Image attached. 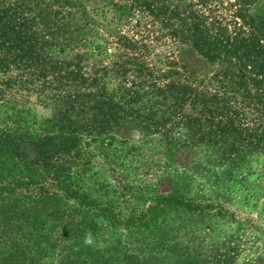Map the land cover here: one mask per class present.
I'll return each instance as SVG.
<instances>
[{"label":"trees","instance_id":"16d2710c","mask_svg":"<svg viewBox=\"0 0 264 264\" xmlns=\"http://www.w3.org/2000/svg\"><path fill=\"white\" fill-rule=\"evenodd\" d=\"M25 2H0V67L7 72L0 78V89L38 86L43 99L35 102L30 111L39 106L54 110L34 129L38 115L23 119V127L29 129L19 136L28 135V139L14 135L21 129V119L13 130L0 127V264H40L44 256L58 247L60 238L66 240L62 250L65 264L234 263L235 258L220 251L223 245H208L201 237L189 243L179 239L195 230L185 216L179 217L180 226L175 224L173 218L180 215L169 216L173 211H200V223L208 227H214L216 221L210 212L212 203L189 197L184 190L190 184L182 169L181 175L173 176L176 179L172 190L155 195L142 193L146 197L140 193L139 201H150L144 209L131 210L123 218L111 205H103L97 197L83 191L78 180H73L71 168L87 158L84 171L92 167V156L86 147L90 145L92 125L116 127L123 116L135 115L144 119L148 131L160 133L162 129L165 133L163 150L168 166L178 167L175 152L193 148L195 144H188L191 140L198 138L197 142L207 144L206 152L212 156L207 162L226 172L210 181L217 194L224 196L226 187L230 190L243 172L250 176L257 161L254 156L264 150V14L254 16L249 26L256 32L252 31L250 36L233 34L227 25L213 28L199 20L190 23L189 29L194 26L193 45L198 51L213 62L223 59L231 63L219 72L188 79L178 69L158 70L131 56L124 63H135L140 73L119 83V75L109 77L104 65L95 69L90 81L84 78L81 61L74 64L64 58L69 56L66 38L70 30L64 27L58 10L39 2ZM147 7L152 10V2ZM160 10V14L166 11ZM197 18L201 17L196 15ZM12 67L32 70L43 81L37 84L25 74L12 75L8 73ZM64 70L68 75L60 76L53 86L48 74ZM208 82L212 90L197 87L198 83ZM47 86L55 93H49ZM253 112L258 117L251 118L249 114ZM170 123L172 127H166ZM180 128L182 136L172 139L171 134L180 133ZM57 156L62 157L59 160ZM70 200L81 206H72L71 212L75 213L71 214L66 212ZM248 201L251 199L242 200ZM83 209L85 214L81 217ZM96 217L125 228L131 246L136 241L135 234L144 230L141 240L145 244L131 252L127 248L122 251L124 255L117 245L107 249L85 245V234L94 237L101 229ZM59 227H63L60 236Z\"/></svg>","mask_w":264,"mask_h":264},{"label":"rangeland","instance_id":"374dc122","mask_svg":"<svg viewBox=\"0 0 264 264\" xmlns=\"http://www.w3.org/2000/svg\"><path fill=\"white\" fill-rule=\"evenodd\" d=\"M1 1L11 3L15 0ZM25 1L26 4L39 2L47 8L58 10L64 27L70 30L66 38L70 46L69 56L64 58L73 60L74 64L81 61L84 78L90 81L95 75V69L104 65L109 77L113 74L119 75V80H116L119 83L140 73L135 63H124V59L131 56L145 61L158 70L178 69L188 79L202 78L219 72L222 66L231 63L228 61L226 63L223 59L213 62L198 51L193 45L191 35L194 26L189 29L190 23L199 20L207 27L213 28L227 25L233 34L250 36L252 31L256 32L255 29L252 30L253 26H249L254 16L264 14V0ZM148 2H152V10L147 7ZM160 9L166 11L160 14ZM32 14L33 12H30V16ZM196 15L201 18L195 19ZM12 69L8 73L25 74L32 83L41 84L43 81L32 70H16L14 67ZM6 73L5 68L0 67L1 79ZM48 75V81H52L54 86L57 85L60 76L68 74L64 70ZM197 87L202 90L213 89L209 82L198 83ZM38 89V86L21 87L12 91L0 89V127L6 131L13 130L14 126H17L16 121L21 119L19 122L21 129L17 130V133L14 132L15 136H19L29 129L24 128L26 125L24 118L38 115L35 116L32 129L37 122H42V119L47 120L54 108L52 110L50 107L39 106L34 107L36 111L35 109L30 111L35 102L43 99V94L38 92ZM46 89L49 93H55L50 86ZM249 116L258 117L255 112ZM92 126V135L88 140L90 145L85 144L92 156L90 165L92 167L84 171L88 166L84 163L89 161L87 158L75 165L72 164L71 168L73 180H78L83 191L97 197L101 204L111 205L117 213L126 218L131 210L144 209L145 204L150 201H139L140 193L146 197L145 195L172 190V184L176 179L173 176L181 175L179 171L182 169L183 174L188 175L189 178L186 179L190 184L184 190L188 191L189 197L212 203L210 212H213L216 221L214 227H208L206 226L208 224L200 223L203 220L200 211L191 214H179L173 211L168 215H180L173 218L175 224L180 226L179 217L185 216L190 228L195 230L188 236H179V239L189 243L193 238L201 237L208 245L218 244L221 247L223 245L220 251L235 258V262L230 264H264V150L260 154L253 155L257 161L252 168V174L250 176H247L246 172L240 174L237 181L231 184L232 188L229 190L226 187L228 191L221 196L216 193L218 190L214 189L210 181L218 179V176L225 175L226 172L207 162L212 156L206 152L207 144L202 141L197 142L198 138L188 143L195 144L193 148H181L175 152L174 161L179 165L174 167L166 163L167 157L163 150L166 146L163 140L165 133L162 134V129L159 130L160 133L148 131L144 119L130 115L123 116L116 127ZM166 127H172L171 123ZM182 131L183 128H180V133L171 134L172 139L175 135L182 136ZM23 136L25 137L22 135L18 138ZM25 138L28 139V135ZM30 140L28 141L31 142ZM251 144L253 143H249ZM61 157L56 158L60 160ZM209 172H211L210 177ZM219 190L224 191L222 188ZM245 198L251 201L242 202ZM74 205L76 208L81 207L77 206V201L70 200L66 212L75 213L71 212ZM6 214L11 215V213ZM82 214H85L84 209L81 217ZM96 219L99 225L101 223V229L93 237L95 242L92 245L97 249H107L111 245H117L119 252L123 254L122 251L127 248L129 252L134 251L133 249L138 246L141 249L146 242L141 240L144 230H139V234H135L136 241L131 240L134 242L131 246L125 228L110 225L103 218L96 217ZM58 220L60 218L56 221ZM62 230L63 227H59L57 235L60 236ZM65 244L66 240L60 238L58 247L53 249L51 255L44 256L39 263L65 264L62 258Z\"/></svg>","mask_w":264,"mask_h":264},{"label":"clouds","instance_id":"9594fccd","mask_svg":"<svg viewBox=\"0 0 264 264\" xmlns=\"http://www.w3.org/2000/svg\"><path fill=\"white\" fill-rule=\"evenodd\" d=\"M94 238L91 233H86L84 237V243L85 245H92L94 244Z\"/></svg>","mask_w":264,"mask_h":264}]
</instances>
